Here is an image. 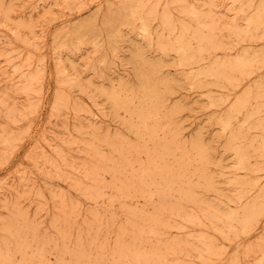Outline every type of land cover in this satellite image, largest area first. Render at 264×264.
I'll return each mask as SVG.
<instances>
[{
	"label": "rangeland",
	"instance_id": "obj_1",
	"mask_svg": "<svg viewBox=\"0 0 264 264\" xmlns=\"http://www.w3.org/2000/svg\"><path fill=\"white\" fill-rule=\"evenodd\" d=\"M135 3L149 32L122 23ZM263 20L264 0H0V264H264ZM180 25L204 41L189 64L167 41ZM145 65L163 108L137 140L112 97L142 102ZM178 161L187 180L170 181Z\"/></svg>",
	"mask_w": 264,
	"mask_h": 264
},
{
	"label": "bare ground",
	"instance_id": "obj_2",
	"mask_svg": "<svg viewBox=\"0 0 264 264\" xmlns=\"http://www.w3.org/2000/svg\"><path fill=\"white\" fill-rule=\"evenodd\" d=\"M128 1V0H127ZM236 1V0H235ZM130 2V1H129ZM128 2V3H129ZM134 2H136V1H134ZM144 2V1H143ZM127 3V2H126ZM125 4V3H124ZM263 4V3H262ZM126 5V4H125ZM128 5H130V4H128ZM127 6V5H126ZM143 6H145V5H143ZM260 6V5H259ZM263 6V5H262ZM125 7V6H124ZM146 7V6H145ZM154 7V6H153ZM126 8H128V6L126 7ZM240 8V7H239ZM260 8V7H259ZM141 9H142V7H141ZM144 9V8H143ZM261 9V8H260ZM123 10V9H122ZM125 10V9H124ZM235 10V9H234ZM142 11V10H141ZM141 11H139V5L138 6H136V3H135V5H130L129 6V10H128V15H129V20H123V22L122 23H127V24H134V23H138L137 21L135 22V18L138 20V21H140V25H141V28H142V31H144V32H149V31H147L148 29H147V20H146V18H145V14L143 13V12H141ZM241 11V10H240ZM122 12V11H121ZM125 12V11H124ZM147 12H148V10H147ZM258 12V11H257ZM149 13H151V12H149ZM124 14V13H123ZM258 14V13H257ZM126 15V14H125ZM147 15H148V13H147ZM182 15V14H181ZM192 15H198V14H196V13H194V12H192ZM255 15V14H254ZM256 16V15H255ZM254 16V17H255ZM125 17V16H124ZM149 17V16H148ZM152 19H153V17L152 16H150ZM155 17V16H154ZM197 17V16H196ZM252 17V16H251ZM251 17H250V19H251ZM257 17V18H256ZM255 18L256 19H258L259 17H260V14H258L257 16H256ZM120 18H121V20L123 19V17L122 16H120ZM195 18V17H194ZM254 18V19H255ZM128 19V18H127ZM132 19H133V22H132ZM150 19V18H149ZM249 20V19H248ZM262 20V19H261ZM251 21V20H250ZM250 21H248V22H250ZM150 22V21H149ZM248 22H247V24H248ZM263 22H264V20H263ZM116 23V22H115ZM165 24V23H164ZM199 24H200V22H199ZM214 24V23H213ZM251 24H252V22H251ZM257 24V23H256ZM162 25H163V23H162ZM235 25V24H234ZM234 25H232V26H234ZM252 26V25H251ZM250 26V27H251ZM258 26V25H257ZM128 27V26H127ZM165 27V26H164ZM171 27V26H170ZM235 27V26H234ZM247 27H249V26H247ZM252 27H254V25L252 26ZM261 26H259V28H260ZM180 28H181V33H180V35H178V36H174V37H172V38H170V39H168V38H166V39H168L167 41H168V43H171V45L173 44V46H171L172 48H173V50L176 52V53H178L179 55H180V57L178 56V54H177V56L180 58V60L182 59V61L185 63V64H189L193 59H195V58H197V56L202 52V50H203V45H202V43L204 42L203 40H201L200 38L198 39V36L196 35V34H194V35H192L190 32H189V29L186 27V26H182L181 27V25H180ZM230 28V27H229ZM256 28V27H255ZM263 28V27H262ZM168 29V28H167ZM214 29V28H213ZM212 29V30H213ZM254 29V28H253ZM256 29H258V28H256ZM246 30V29H245ZM259 30V29H258ZM258 30H256V31H258ZM261 30V29H260ZM263 30V29H262ZM168 31V30H167ZM172 31V30H171ZM192 31V30H191ZM206 31V30H205ZM238 31V30H237ZM255 30H253V32H254ZM264 31V30H263ZM262 31V32H263ZM172 33V32H171ZM167 34V33H166ZM165 34V35H166ZM233 34H234V32H233ZM114 35H116V34H114ZM119 35V34H118ZM143 35V34H142ZM234 35H236V34H234ZM253 35V34H252ZM147 36L148 35H146V38H147ZM168 36V35H167ZM239 36V35H238ZM237 36V37H238ZM244 36V35H243ZM248 36H250V35H248ZM247 36V37H248ZM94 37V36H93ZM150 37V36H149ZM148 37V38H149ZM216 37V36H215ZM221 37V36H220ZM253 37H254V35H253ZM84 38V37H83ZM116 38V37H115ZM119 38V37H118ZM145 38V37H144ZM162 38V37H161ZM110 39V38H109ZM124 39V38H123ZM162 39H164V38H162ZM245 39V38H244ZM248 39H249V37H248ZM254 39V38H253ZM116 40V39H115ZM165 40V39H164ZM246 40V39H245ZM195 42V44H197V49H191V47H190V45H191V43H193V42ZM216 41V40H215ZM239 41V40H238ZM240 41H242V39H240ZM239 41V42H240ZM156 43H158V42H156ZM160 43V42H159ZM218 43V42H217ZM232 44V43H231ZM157 45V44H156ZM161 45V44H160ZM159 45V46H160ZM159 46H157L158 48H159ZM163 46V45H162ZM170 45H164L163 46V50L164 51H167L168 49L170 50ZM160 49V48H159ZM210 49H212L213 50V48H210ZM173 51V52H174ZM141 52V51H140ZM210 52V51H209ZM167 53H168V51H167ZM136 54V53H135ZM245 54V53H244ZM168 55V54H167ZM136 56V55H135ZM140 56L141 55H139V61L144 65V62H143V60L142 59H140ZM241 56V55H240ZM257 57V56H256ZM178 58V59H179ZM204 58L205 57H203V59H202V61L204 60ZM253 58V57H252ZM251 58V59H252ZM144 59V58H143ZM200 59V58H199ZM246 59H247V57H246ZM251 59H249V61L251 60ZM136 60V59H135ZM146 60V59H145ZM236 60V59H235ZM238 60V59H237ZM236 60V61H237ZM147 61V60H146ZM196 62H197V60H195ZM232 61H234V60H232ZM241 61V60H240ZM179 62V61H178ZM194 62V61H193ZM192 62V63H193ZM204 62V61H203ZM225 62H227L226 60H225ZM252 62V61H251ZM139 63V62H138ZM140 63V64H141ZM147 63V62H146ZM191 63V64H192ZM141 64V65H142ZM155 64H157V62L155 63ZM159 64V63H158ZM194 64V63H193ZM199 64V61L197 62V65ZM228 64V63H227ZM138 65V64H137ZM200 65V64H199ZM229 65V64H228ZM239 65V64H238ZM248 65H250V64H248ZM138 66H140V65H138ZM152 66H155V65H152ZM152 66H142L141 68H139V70H138V76H139V78H140V80H142V82L144 83V86H145V88H146V93H145V95L143 96L142 94H140V95H142L143 96V99H142V102H140L138 99V101H139V103L138 104H136V103H134L132 100H131V102H128V101H126V100H123L122 98H126L127 96H124L122 93H121V91H120V93H118V94H116L114 97H112V103H114V105L116 106V107H121V108H123L124 109V111H125V109H126V111H127V115L130 117V119L131 118H135L136 119V121H137V126H135V125H133L131 128L133 129V131H134V133H135V135H137V140H139V139H143V137H147L148 138V140H149V136H151V134L154 132L153 130V128H152V126L150 127L149 125V127L147 126V125H145V122H146V120L147 119H152L153 117H156V118H159V114L158 113H156L157 111H155V109H154V105L156 104L157 106H159V108H160V105H161V103H160V100H157V102L158 103H156L155 102V104H154V102H153V100H155L156 101V99H158V96H159V94H158V88H159V86H157L156 84H153L152 83V81H151V79H152V77H153V75H155L156 74V71L154 70V69H156V66H155V68L154 67H152ZM162 66V65H161ZM180 66V65H179ZM205 66V65H204ZM203 66V67H204ZM226 66V65H225ZM136 67V66H135ZM148 67V68H147ZM152 67V68H151ZM158 67V66H157ZM187 67V66H186ZM189 67H192V66H190L189 65ZM234 67V66H233ZM247 67V66H246ZM154 68V69H153ZM159 68H161V67H159ZM184 69V68H183ZM201 69V68H200ZM203 69V68H202ZM202 69H201V73H202ZM161 70V69H160ZM199 70V69H198ZM228 71L230 70V69H227ZM244 70H245V68H244ZM198 72V71H197ZM195 73V72H194ZM232 73H234L233 71H232ZM158 74V73H157ZM198 74H199V72H198ZM229 74V73H228ZM159 75H160V73L158 74V78H159ZM193 75V74H192ZM192 75H191V77H192ZM137 76V75H136ZM187 76V75H186ZM185 76V77H186ZM194 76V75H193ZM201 77H202V75H200ZM199 76V77H200ZM204 76H208V77H210V76H215L214 75V73L212 74L211 72H207L206 71V73H204ZM218 76V75H217ZM232 76H234V74L232 75ZM239 76H240V74H239ZM239 76H238V81H239ZM154 77H156V76H154ZM161 77V76H160ZM164 78V77H163ZM162 78V79H163ZM187 78V81H189L190 80V78L188 79V77H186ZM212 78V77H211ZM154 79V78H153ZM152 79V80H153ZM159 79H161V78H159ZM161 79V80H162ZM185 79V78H184ZM221 79V78H220ZM157 80V79H156ZM225 80V79H224ZM223 80V81H224ZM232 80V79H231ZM159 80H157V82H158ZM191 81V80H190ZM213 81V80H212ZM233 81V80H232ZM163 82V81H162ZM171 82H174V81H171ZM215 82V81H214ZM225 82V81H224ZM191 83V82H190ZM226 83V82H225ZM194 84H195V81H194ZM237 84V83H236ZM122 86V88H123V85L125 86V84H121ZM169 85V84H168ZM120 86V85H119ZM144 86H143V88H144ZM230 86V85H229ZM126 87V86H125ZM141 87V86H140ZM139 87V88H140ZM144 88V89H145ZM172 88V87H171ZM199 88V87H198ZM126 89V88H125ZM128 89V88H127ZM126 89V90H127ZM166 89V88H165ZM123 90V89H122ZM139 90V89H138ZM140 90H142V88L140 89ZM125 91V90H124ZM144 91V90H143ZM118 92V91H117ZM142 92V91H141ZM145 92V91H144ZM106 93V92H105ZM134 93V92H133ZM136 93H137V91H136ZM103 94V93H102ZM114 94V93H113ZM131 94H132V92H131ZM144 94V93H143ZM161 94V93H160ZM166 94V93H165ZM134 95V94H133ZM136 95V94H135ZM135 95H134V97H135ZM261 95H262V93H261ZM134 97H133V99H134ZM242 97H245V96H242ZM258 97V96H257ZM161 98V97H160ZM159 98V99H160ZM128 99V98H127ZM130 99H131V97H130ZM139 99H141L140 97H139ZM162 99V98H161ZM110 100V99H109ZM136 100V99H135ZM167 100V99H166ZM165 99H164V101H166ZM246 100V99H245ZM161 101H163V100H161ZM238 101V100H237ZM249 102V101H248ZM247 102V103H248ZM236 103V102H235ZM238 103V102H237ZM236 103V104H237ZM240 103V102H239ZM242 104V103H241ZM166 105V104H165ZM163 106V105H162ZM114 107V106H113ZM238 107V106H237ZM163 107H161L160 108V110L162 109ZM233 108H234V106H233ZM232 108V109H233ZM239 108V107H238ZM261 108V107H260ZM120 109V108H119ZM122 109V110H123ZM231 109V108H230ZM229 109V110H230ZM257 109H258V107H257ZM156 110H158L157 108H156ZM160 110H159V112H160ZM239 110V109H238ZM164 111V110H163ZM166 111V110H165ZM245 111V110H244ZM257 111V110H256ZM259 111V110H258ZM264 111V110H263ZM167 112V111H166ZM262 112V111H261ZM162 113V112H161ZM160 113V114H161ZM231 113H235V112H231ZM254 113V112H253ZM257 113V112H256ZM230 114V113H229ZM237 114V113H236ZM235 114V115H236ZM115 115H117V114H115ZM165 115V114H164ZM163 115V116H164ZM167 115H168V112H167ZM162 116V115H161ZM166 116V115H165ZM169 116H170V114H169ZM232 117H233V115H232ZM234 117H236V116H234ZM165 118V117H164ZM154 119V118H153ZM162 120H164L163 118H161ZM161 119H159V120H161ZM247 119V118H246ZM166 120V122H167V119H165ZM169 120V119H168ZM227 120V119H226ZM262 120H264V119H262ZM150 121V120H149ZM220 121H222V120H220ZM161 122V121H160ZM159 122V123H160ZM170 122V121H169ZM226 122V121H225ZM224 122V123H225ZM261 122V121H260ZM154 123H155V125L158 123L156 120L154 121ZM153 123V124H154ZM223 123V122H222ZM261 123H263V121L261 122ZM147 124V123H146ZM163 124V123H162ZM170 124V123H169ZM168 124V125H169ZM227 124V123H226ZM231 124V123H230ZM158 125V124H157ZM161 125V124H160ZM164 125L166 126V124H165V122H164ZM164 125H163V128H164ZM260 125V124H259ZM170 126V125H169ZM228 126V125H227ZM232 126V125H231ZM231 126H229V127H231ZM261 126H262V124H261ZM157 127V126H156ZM225 127V126H224ZM243 127V126H242ZM131 128H129V129H131ZM154 128H155V126H154ZM158 128V127H157ZM245 128H247V125H246V127ZM159 129H160V127H159ZM168 129V128H167ZM166 129V130H167ZM172 129H173V127H172ZM225 129V128H224ZM228 129V128H227ZM226 129V130H227ZM232 129V128H231ZM162 130V129H161ZM161 130H159V131H161ZM165 130V131H166ZM221 130H222V128H221ZM246 130V129H245ZM169 131V130H168ZM167 131V132H168ZM173 131V130H172ZM224 131V130H223ZM164 131H162V133H163ZM228 132H229V129H228ZM171 133V132H170ZM174 133V132H173ZM172 133V134H173ZM243 133V132H242ZM157 134H158V131H157ZM166 134V133H165ZM152 135H154V134H152ZM156 135V134H155ZM179 135V134H178ZM168 136H170L169 134H168ZM174 136V135H173ZM152 137V136H151ZM156 137V136H155ZM157 137H158V135H157ZM160 137H162V136H160ZM244 137V136H243ZM122 138V137H121ZM164 138V137H163ZM168 138V137H167ZM169 138H171V136L169 137ZM241 138V137H240ZM152 139H153V137H152ZM159 139V138H158ZM157 139V140H158ZM165 139V138H164ZM179 139V138H178ZM118 141H119V139H117ZM136 140V139H135ZM147 140V141H148ZM151 140V139H150ZM180 140V139H179ZM178 140V141H179ZM120 141H121V139H120ZM146 141V140H145ZM159 141V140H158ZM157 141V142H158ZM170 141H172L173 142V140H170ZM170 141H168L169 142V145L172 143H170ZM123 142H125V141H123ZM138 142V141H137ZM151 142V141H150ZM149 142V143H150ZM153 142H156V141H153ZM175 142V141H174ZM194 142H196V141H194ZM122 143V142H121ZM128 143V142H127ZM181 143V142H180ZM239 143V142H238ZM242 143V142H241ZM262 143V142H261ZM118 144V143H117ZM122 144H125V143H122ZM130 144V143H129ZM135 144H136V141H135ZM135 144H133V145H135ZM142 144V143H141ZM140 144V145H141ZM119 145V144H118ZM128 145V144H127ZM131 145H132V143H131ZM142 145H145V143H143ZM146 145H147V143H146ZM168 144H167V142H165V140H161V142L160 143H158L157 144V150L155 149L154 150V148H153V150H152V148H151V151L153 152H155V154L157 155V157H161V156H164V155H166L167 153H169V147L167 146ZM172 145V144H171ZM170 145V146H171ZM179 145V144H178ZM182 145H183V143H182ZM198 145V144H197ZM233 145V144H232ZM235 145V144H234ZM237 145V144H236ZM258 145V144H257ZM126 146V145H125ZM138 146V145H137ZM151 146H153L154 147V145H153V143H152V145ZM241 146H242V144H241ZM244 146H245V144H244ZM247 146V145H246ZM259 146V145H258ZM262 146V145H261ZM114 147V146H113ZM175 147V146H174ZM180 147V146H179ZM243 147V146H242ZM186 148V147H185ZM185 148L183 147V150H185ZM240 148V147H239ZM238 148V149H239ZM246 148V147H245ZM130 149H132L133 150V148L132 147H130V148H127L126 149V152L127 151H129ZM134 149L135 150H137V153L139 152V150H143L144 152L143 153H145L146 154V158L149 160L148 162H150V159H151V154H154V153H152L149 149H145V147H141V146H139V147H134ZM174 149V148H173ZM205 149V148H204ZM232 149H233V147H232ZM260 149V148H259ZM262 149V148H261ZM181 150V149H180ZM179 150V151H180ZM202 150H203V148H202ZM207 150V149H206ZM240 150H241V148H240ZM113 151V150H112ZM120 151H123L122 150V148L121 147H119L118 149H116V153L118 154V153H120ZM171 151H173V150H171ZM205 151V150H204ZM239 151V150H238ZM243 151V150H242ZM262 151V150H261ZM264 151V150H263ZM178 152V151H177ZM185 152V151H184ZM190 153L192 152V151H189ZM188 152V153H189ZM207 152V151H206ZM233 152H235V151H233ZM112 153V152H111ZM113 153L115 154V152L113 151ZM136 153V152H135ZM142 153V154H143ZM172 153H174L175 154V151H173ZM243 153V152H242ZM264 153V152H263ZM131 154V152H129V155ZM139 154H140V152H139ZM145 154H144V156H145ZM177 154V153H176ZM182 154V153H181ZM246 154V153H245ZM134 155V154H133ZM137 155V154H136ZM156 155H154V156H156ZM183 155V154H182ZM185 156H187L186 155V153L184 154ZM190 155V154H189ZM192 155V154H191ZM190 155V156H191ZM206 155V154H205ZM238 155H240V160H242V157H241V154H238ZM113 156V155H112ZM130 156H132V154L130 155ZM140 156V155H139ZM138 156V157H139ZM143 156V157H144ZM175 156V155H174ZM176 156H178V155H176ZM176 156L174 157V158H176ZM114 157V156H113ZM117 157H119V156H117ZM126 157V156H125ZM157 157H155V158H157ZM167 157V156H166ZM182 157V156H181ZM189 157V156H188ZM193 157V156H192ZM192 157H189V158H192ZM197 157V156H196ZM238 157V156H237ZM236 157V158H237ZM120 158H121V156H120ZM119 158V159H120ZM135 158H137V157H135ZM153 158V157H152ZM173 158V159H174ZM183 158H185V157H183ZM247 158V157H246ZM246 158H245V160H246ZM122 159V158H121ZM131 159L133 160V158H130L129 160H130V162H131ZM138 159V158H137ZM171 159H172V157H171ZM178 159H180V157H178ZM194 159V158H193ZM198 159V158H197ZM123 160V159H122ZM145 160V159H144ZM151 160H153V159H151ZM160 160V159H159ZM176 160V159H175ZM182 160V159H181ZM190 160H192V159H190ZM248 160V159H247ZM119 161V160H118ZM125 161V162H124ZM124 163H126V161L127 160H125L124 159ZM135 163H137L138 161L135 159ZM141 161H142V159H141ZM154 161L155 160H153V163H150L149 164V169H151L153 166H152V164H154ZM193 161V160H192ZM194 161H196V160H194ZM209 161V160H208ZM110 162V161H109ZM133 162V161H132ZM160 162H162V161H160ZM173 162H175L174 160H173ZM246 162V161H245ZM248 162V161H247ZM184 163H186V162H184ZM184 163H182V161H178V162H176V164L175 165H173V166H170V165H167V164H163L160 168H159V166H158V168L161 170V174H166V176L168 175L169 176V179L168 180H170V181H173V180H175L176 181V179L177 180H179L180 181V179H182L183 177H185L184 175L182 176V178H180V179H178L177 177L179 176V177H181L180 175H178L177 176V174H181L182 172H181V170H182V168H183V164ZM194 163V162H193ZM197 163V162H196ZM200 163V162H199ZM118 164H120V162L118 163ZM122 165H123V163H121ZM128 164V163H127ZM127 164H125V165H127ZM146 164V163H145ZM158 164V163H157ZM156 164V165H157ZM187 164V163H186ZM195 164V163H194ZM249 164V163H248ZM129 165H130V163H129ZM129 165H127V166H129ZM132 166L133 165H135V164H131ZM139 165V163H137V166ZM159 165V164H158ZM185 165V164H184ZM192 165V164H191ZM205 165V167H206V165L207 164H204ZM237 165H239V164H237ZM245 165V167H249V166H246V164H244ZM126 166V167H127ZM147 165H145V167H146ZM193 166V165H192ZM241 166V165H240ZM118 167H120V166H118ZM185 167V166H184ZM199 167H202V164H201V166H199ZM204 167V168H205ZM237 167V166H236ZM235 167V168H236ZM244 167V166H243ZM124 168H125V166H124ZM155 168V167H154ZM203 168V167H202ZM201 168V170H203ZM111 169V168H110ZM121 169H123V168H121ZM132 169V168H131ZM138 169H139V166H138ZM141 169H143L144 170V168H142L141 167ZM147 169V168H146ZM156 169H157V167H156ZM199 169V168H198ZM198 169H197V171H198ZM255 169V168H254ZM253 169V170H254ZM155 170V169H154ZM193 170H195L194 168H193ZM193 170H191V171H193ZM237 170V169H236ZM122 171V170H121ZM126 171V170H125ZM129 171V170H128ZM158 171V170H157ZM191 171H190V173H191ZM197 171H195V172H197ZM203 171H205V170H203ZM259 171V170H258ZM131 172V171H130ZM139 172V171H138ZM143 172V171H142ZM160 172V171H159ZM185 172V171H184ZM183 172V173H184ZM187 172V171H186ZM251 172V171H250ZM253 172V171H252ZM115 173V172H114ZM120 173V172H119ZM149 173V172H148ZM151 173V172H150ZM155 173H157V172H155ZM188 173V172H187ZM186 173V174H187ZM193 173V172H192ZM201 173H202V171H201ZM247 173H249V171L247 172ZM142 174V173H141ZM146 174H147V172H146ZM193 174H195V173H193ZM200 174V173H199ZM148 175H150V174H148ZM203 175H205V174H203ZM202 175V176H203ZM137 176V175H136ZM139 176V175H138ZM152 176V175H151ZM165 176V175H164ZM164 176H163V179H164ZM165 176V177H166ZM188 176V175H187ZM200 176H201V174H200ZM208 177H206V175H205V177L206 178H209V176L210 175H207ZM134 177V176H133ZM140 177V176H139ZM144 177H146L147 178V176H144ZM127 178V177H126ZM138 178V177H137ZM167 178V177H166ZM204 177H202V179H203ZM115 179V178H114ZM142 179H144V178H142ZM148 179V178H147ZM155 179V178H154ZM184 179V178H183ZM185 179H186V177H185ZM198 179V178H197ZM201 179V178H200ZM187 180V179H186ZM199 180V179H198ZM154 181V180H153ZM161 181V180H160ZM162 181H164V180H162ZM210 181V180H209ZM138 182H142L141 181V179H139V181ZM155 182V181H154ZM186 182V181H185ZM196 182H198V181H196ZM195 182V183H196ZM236 182V181H235ZM176 183V182H175ZM238 183V182H237ZM122 184V183H121ZM135 184V183H134ZM142 184H144V183H142ZM142 184H140V185H142ZM148 184V183H147ZM147 184H145V186L146 187H150V185L149 186H147ZM160 184V183H159ZM159 184H158V186H159ZM179 184H181L180 182H179ZM178 184V185H179ZM183 184V183H182ZM185 184V183H184ZM186 184H188L187 182H186ZM200 184V183H199ZM254 184V183H253ZM135 185H137V184H135ZM156 186H157V184H155ZM163 185V184H162ZM178 185L176 186V187H178ZM198 185V184H197ZM202 185V184H201ZM129 186L130 185H128L127 187H128V189H129ZM132 186V187H131ZM131 186H130V189L132 188L133 189V185L131 184ZM138 186V185H137ZM142 186H144V185H142ZM161 186V185H160ZM159 186V187H160ZM180 186V185H179ZM181 186H183V185H181ZM186 186H188V185H186ZM136 187V186H135ZM161 187H163V186H161ZM206 187V186H205ZM244 187V186H243ZM248 187V186H247ZM125 188V187H124ZM142 188V187H141ZM180 188V187H179ZM185 188H187V187H185ZM189 188V187H188ZM136 189V188H135ZM147 189V188H146ZM160 189V188H159ZM159 189H157V190H159ZM169 189H170V187H169ZM134 190V189H133ZM137 190L139 191V186H138V188H137ZM149 190V189H148ZM155 190V189H154ZM157 190H155V191H157ZM163 190V189H162ZM183 190V189H182ZM188 190V189H187ZM251 190H253L252 188H251ZM263 190V189H262ZM261 190V191H262ZM118 191V190H117ZM136 191V190H135ZM154 191V192H155ZM241 192H242V190H240ZM246 192H247V190H245ZM121 192V191H120ZM133 192V191H132ZM137 192V191H136ZM141 192V194H142V192H144L145 194H147L146 192H145V189H144V191H140ZM158 192V191H157ZM173 192V191H172ZM250 192V191H249ZM264 192V191H263ZM138 193V192H137ZM161 193V192H160ZM174 193H175V191H174ZM178 193H179V191H178ZM177 193V194H178ZM183 193V192H182ZM245 193V192H244ZM262 193V192H261ZM183 195V194H182ZM244 195L245 194H243V197H244ZM148 196H149V194H148ZM242 196V195H241ZM245 196H247V195H245ZM263 196V195H262ZM143 197V196H142ZM147 198V197H146ZM181 198V197H180ZM186 198V197H185ZM255 198V197H254ZM262 198V197H261ZM148 199V198H147ZM243 199V198H242ZM258 199H259V197H258ZM152 199H150V201H151ZM253 199H251V201H252ZM263 200V199H262ZM239 202V201H238ZM250 202V201H249ZM252 202H254V201H252ZM248 203V202H247ZM263 203V202H262ZM257 204H258V202H257ZM247 205V204H246ZM245 205V207H246V209H247V206ZM248 206H249V204H248ZM257 207V206H256ZM241 209H244L243 207L241 208ZM262 210H263V208H262ZM237 211V210H236ZM240 211V210H239ZM243 211V210H242ZM261 213H262V211H260ZM234 213V212H233ZM236 213V212H235ZM242 213V212H241ZM240 213V214H241ZM245 213V212H244ZM232 213H230V215H231ZM241 215H243L244 216V214L242 213ZM241 215H239V216H241ZM148 216V215H147ZM228 216V215H227ZM234 216H238V215H234ZM222 217V216H221ZM226 217V216H225ZM228 217H230V216H228ZM227 217V218H228ZM144 218V217H143ZM142 218V223H143V221H144V219ZM153 218V217H152ZM216 218V217H215ZM223 218V217H222ZM241 218V217H240ZM254 218V217H253ZM257 218V217H256ZM194 219V218H193ZM216 219H219L220 220V216H219V218H216ZM224 219V218H223ZM231 219V218H230ZM229 219V220H230ZM233 219V218H232ZM234 219H238L237 217H234ZM228 220V219H227ZM254 220H255V218H254ZM254 220H252V221H254ZM149 221V220H148ZM226 221V220H225ZM145 222V221H144ZM227 222V221H226ZM226 222H225V224H226ZM232 222V221H231ZM234 222H235V220H234ZM146 223V222H145ZM151 223V222H150ZM154 224H156L155 222H154ZM239 224V223H238ZM241 224H242V222L239 224L240 226H241ZM228 225V224H227ZM227 225H225V226H227ZM249 225V224H248ZM229 226V225H228ZM139 227H141V226H139ZM242 227V226H241ZM151 229H152V227H150ZM231 228V227H230ZM235 228V227H234ZM238 228H240V227H238ZM242 230V229H241ZM141 231H142V229H141ZM144 231V230H143ZM138 232V231H137ZM145 233V232H144ZM149 234V233H148ZM129 251V250H128ZM130 255V254H129ZM136 256V255H135ZM134 256V257H135ZM143 256H145V255H143ZM130 257V256H129ZM133 257V256H132ZM131 257V258H132ZM143 258H146V257H143ZM147 259V258H146ZM145 259V260H146ZM144 260V261H145ZM148 261V260H147ZM138 262V261H137ZM146 262V261H145ZM143 263V262H142ZM137 264V263H136Z\"/></svg>",
	"mask_w": 264,
	"mask_h": 264
}]
</instances>
